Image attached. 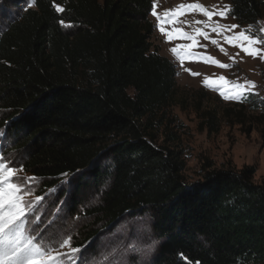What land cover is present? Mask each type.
<instances>
[{
    "label": "trees",
    "instance_id": "trees-1",
    "mask_svg": "<svg viewBox=\"0 0 264 264\" xmlns=\"http://www.w3.org/2000/svg\"><path fill=\"white\" fill-rule=\"evenodd\" d=\"M227 1L238 25L258 24L264 0ZM24 3L0 0L5 154L44 178L43 194L56 188L70 209L87 204L106 227L147 216L159 240L152 264H263L264 183L255 167L202 163L200 178L188 180L174 135L158 142L153 133L176 89L175 65L150 41L153 1ZM262 101L253 95L231 110L241 116L250 102L264 124ZM200 115L216 132L215 112ZM261 136L264 146V126Z\"/></svg>",
    "mask_w": 264,
    "mask_h": 264
},
{
    "label": "rangeland",
    "instance_id": "rangeland-1",
    "mask_svg": "<svg viewBox=\"0 0 264 264\" xmlns=\"http://www.w3.org/2000/svg\"><path fill=\"white\" fill-rule=\"evenodd\" d=\"M25 1V0H24ZM101 1V0H100ZM157 5V13L163 16L166 9L177 7L179 4L200 3L209 10L214 6L223 7L230 5L227 0H152ZM33 4H31L32 6ZM24 6H30L24 3ZM150 20L154 23V31L150 38L153 46L159 53L167 57L176 67V89L172 100L164 110L153 118V133L158 142L163 138L175 139L169 141L170 145L182 153L186 161L184 175L188 180H195L201 176L202 163H209L212 166H232L240 169L243 166H254L256 172L254 180L264 183V146L261 136V129L264 124L260 118L261 112L250 102L245 104L241 116L237 110H231L242 101L225 100L219 94V90H227L230 84L219 82L223 76L226 81L235 83L237 79L241 82L252 80L256 83L254 90L257 100L264 97V61L259 57L252 58L244 54L239 48L229 45L224 41L222 35L211 33L209 38L198 37L197 47L192 49L194 53L201 56L211 55L222 63L232 65L229 68H220L202 60H187L181 64L180 59L170 49L178 44L191 43L185 39H174L167 41L166 36L159 31L157 18L151 13ZM206 17L199 12H185L184 15L176 18L174 24H165L170 31L172 28H180L185 32L192 33L196 27L203 28L202 24L196 21H205ZM213 20H219L223 24H238L230 15L226 19L214 16ZM247 26H245L246 28ZM244 27L234 30L240 31ZM259 28H264V8L262 17L258 24L253 26L252 32L258 33ZM231 34V33H228ZM264 39V36L261 37ZM218 41L213 45L211 40ZM206 46V47H204ZM224 48V52L220 48ZM260 47H264L260 45ZM239 53V55H237ZM235 57V63H233ZM185 69L200 73L193 76ZM218 81L212 87L205 86L204 77ZM201 92L203 95H201ZM197 108L200 110L197 111ZM237 107H234L236 109ZM214 111L216 114L217 131L208 134L206 128L201 127V112ZM247 129L249 132L247 133ZM0 151L5 154V145L0 137ZM9 160L18 162L15 153L5 154ZM19 167V163L15 165ZM21 176H32L24 170ZM32 199L43 194V182L37 184ZM53 194H56L53 193ZM58 195L47 196L36 208V215L41 216L47 223L55 221L54 230L59 233L71 235L72 246L82 247L89 245L85 255V264H106L104 256L109 253L115 254L109 257L112 264H152V257L157 249L159 240L154 236L150 228V221L147 216L125 217L122 220L105 226L104 222H97L93 216L87 213L88 205L69 208L66 198L59 199ZM94 201H89L93 203ZM59 210V214L57 212ZM95 236L85 239L90 230H97ZM91 242V243H89ZM135 247L138 251L129 250ZM264 264V263H263Z\"/></svg>",
    "mask_w": 264,
    "mask_h": 264
},
{
    "label": "snow or ice",
    "instance_id": "snow-or-ice-1",
    "mask_svg": "<svg viewBox=\"0 0 264 264\" xmlns=\"http://www.w3.org/2000/svg\"><path fill=\"white\" fill-rule=\"evenodd\" d=\"M26 3H35V0H25ZM53 7L57 12H63L64 8L59 4H54ZM185 12H199L207 18L205 21H196L197 24H202L204 27H196L192 33L183 31L180 28H172L168 30L165 24H174L176 18L185 14ZM232 12L230 5L223 7L214 6L213 10L200 3H181L177 7L166 9L163 16L157 13V5L154 2L151 9V14L157 18L159 31L166 36L167 41H173L180 38L190 41L191 43L178 44L170 51L176 55L181 64L184 60H202L205 63L214 64L220 68H229L232 65L222 63L211 55L201 56L194 53L192 49L197 47L198 37L204 39L209 38V32L205 28L210 29L211 33L222 35L224 41L229 45L239 48L244 54L252 58L259 57L264 61V28H259L258 33L252 32V25L236 32L234 30L240 28L238 24H223L219 20H213V17L226 19ZM63 24V21H61ZM231 33V34H228ZM213 45H217L218 41L211 40ZM206 47V46H204ZM224 52V48H220ZM239 55V53H237ZM235 63V57L232 58ZM191 75L197 76L200 73L185 69ZM219 82H225L231 85L227 90H219V94L225 100L243 101L250 96L258 95L254 90L256 83L252 80L241 82L239 78L235 83L226 81L223 76L219 77ZM203 83L205 86L212 87L218 81L211 79L208 76L204 77ZM264 102V101H262ZM6 133L0 130V137ZM18 162L9 160L8 157L0 151V264H85V253L88 251L89 245L82 247L72 246V236L59 233L54 230L55 221L45 223L41 216L36 215V208L43 202L47 196L52 195L57 191L56 188L48 190L45 196H35L30 198L36 190V185L41 183L44 178L36 176H21L20 173L24 170L22 162L19 167L15 165ZM78 172L80 170H77ZM67 173L62 176H67ZM67 180L62 182L67 183ZM59 214V210L57 215ZM91 243V242H89ZM129 250L138 251L135 247ZM115 254H106L104 261L106 264H112L109 257ZM198 264V262H197Z\"/></svg>",
    "mask_w": 264,
    "mask_h": 264
}]
</instances>
